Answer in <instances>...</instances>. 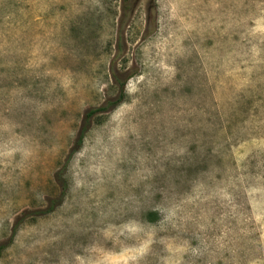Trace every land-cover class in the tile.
Segmentation results:
<instances>
[{"label": "rangeland", "instance_id": "rangeland-1", "mask_svg": "<svg viewBox=\"0 0 264 264\" xmlns=\"http://www.w3.org/2000/svg\"><path fill=\"white\" fill-rule=\"evenodd\" d=\"M6 244L0 264H264V0H0Z\"/></svg>", "mask_w": 264, "mask_h": 264}, {"label": "trees", "instance_id": "trees-1", "mask_svg": "<svg viewBox=\"0 0 264 264\" xmlns=\"http://www.w3.org/2000/svg\"><path fill=\"white\" fill-rule=\"evenodd\" d=\"M116 79V77H115ZM117 81H119V79H116ZM120 90H119V95L118 97L108 100L107 102H105L104 104H102L99 107H94V108H90L89 110H87V112L85 113V117L83 120V125L79 131V135L77 138V146H80L82 144L83 138L85 136V134L87 133V131L90 129V127L92 126L93 122H95V119L98 116H101L109 111H112L113 109H115L120 103H122L124 101V90H125V82L123 81L120 84ZM63 196H64V190L61 192V195L53 200L51 202V206L46 210L47 212H51L53 211L57 206H59L62 203L63 200ZM56 202V203H55ZM55 203V204H54ZM8 247V244L6 245H0V254L1 252Z\"/></svg>", "mask_w": 264, "mask_h": 264}]
</instances>
